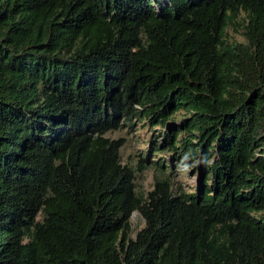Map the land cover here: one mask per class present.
Returning <instances> with one entry per match:
<instances>
[{
	"label": "trees",
	"instance_id": "16d2710c",
	"mask_svg": "<svg viewBox=\"0 0 264 264\" xmlns=\"http://www.w3.org/2000/svg\"><path fill=\"white\" fill-rule=\"evenodd\" d=\"M0 264H264V0H0Z\"/></svg>",
	"mask_w": 264,
	"mask_h": 264
},
{
	"label": "rangeland",
	"instance_id": "374dc122",
	"mask_svg": "<svg viewBox=\"0 0 264 264\" xmlns=\"http://www.w3.org/2000/svg\"><path fill=\"white\" fill-rule=\"evenodd\" d=\"M227 34L230 38L241 37L239 29L234 28L232 25L228 27ZM135 120L136 123L132 126L123 124L107 132L110 136H123L125 138L120 149L121 158L122 161L132 165H135L141 157L147 155L151 140L161 142L163 139V130L160 131L159 127H153L142 119ZM169 152V150L164 149L163 151H157L156 154L153 153L152 156L155 158L164 157L168 160ZM175 161L176 159L172 160V162ZM173 165L174 166L171 168V175L177 180L183 181L185 185H188V182H194L195 179L197 180V173H195V175L192 173L193 166H188L186 162H183L179 166L180 168L177 162L173 163ZM196 165H198V163ZM155 172H158V170L154 165H149L143 169H137L135 176L137 189L145 192L151 188L153 186ZM131 219L134 230L144 223L143 217L137 210L132 212Z\"/></svg>",
	"mask_w": 264,
	"mask_h": 264
}]
</instances>
